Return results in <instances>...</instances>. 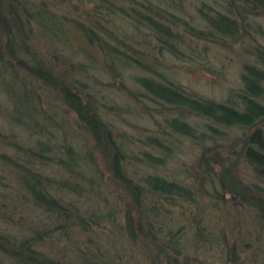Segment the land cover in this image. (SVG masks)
<instances>
[{"label":"trees","instance_id":"1","mask_svg":"<svg viewBox=\"0 0 264 264\" xmlns=\"http://www.w3.org/2000/svg\"><path fill=\"white\" fill-rule=\"evenodd\" d=\"M141 6L143 10L132 9V0H0V91L8 105L7 120L28 133L26 141L30 143L24 147L21 137L20 145L14 146L15 154L10 156L5 149L10 145L0 141L5 144H0V165L13 168L17 174L19 201L41 209L50 221L19 239L0 235V264H69L48 256L38 246L44 241L68 240L75 231L96 235L103 224L107 226L109 241L110 234L118 229L132 243V259L136 254L138 263L207 264L199 256H207L208 244L213 241L231 263H238L237 246L229 245L223 232L212 238L210 232L204 235V228L197 226L192 249L180 241L178 230L167 225V205L180 200L197 204L193 184L198 186V195L208 196L207 186L216 194L220 188V199L234 192L239 204L252 207L258 226L261 224L264 231V47L251 49L252 59L243 65L236 99L229 102L198 97L172 81L135 77L146 96L172 109L175 115L166 119L168 128L203 146L192 168L194 173L188 172L190 183L183 184L156 173H145L137 179L128 173L126 147L116 141L112 128L101 117L88 83L79 78L83 74L86 78L89 72L85 62L78 61L80 47L72 39L77 35L88 49L101 53L109 62L107 68L118 76L131 69L150 73L153 68L147 56H153L156 49L158 55L164 52L174 57L188 56L196 53L193 45L200 42L241 40L251 32L264 37L262 29L253 28L249 19L264 12V0H225L224 12L200 8V27L166 11L160 15L151 6ZM114 15L132 20L133 30L121 31L115 26L110 29ZM149 32L156 47H151ZM35 34L44 38L51 50L39 51L31 42ZM49 57L53 58V65L47 63ZM69 74L77 77L69 79ZM50 95L73 114L74 122L88 134L89 147L85 152L70 143L52 140V120L39 113L42 106H54L48 101ZM189 117L203 121L193 125L186 121ZM200 126L202 129H198ZM231 128L250 132L239 139V148L232 152L235 158L230 159L229 153L223 160L219 153L212 152V146L206 145L222 139L221 129ZM147 141L150 149L164 146L154 137ZM139 154L144 157L137 158L138 161L147 167L164 163L147 151ZM225 160L227 167L223 165ZM240 160L251 168L256 182L241 183L236 179L234 171ZM214 166L219 167V172ZM49 167L56 168L54 179L44 173ZM53 190L66 193L77 202H91L87 206L90 209L84 213L75 203L55 196ZM117 214L122 221L118 226ZM189 248L195 255L190 254ZM92 253L80 251L81 264H100L97 254L102 253ZM103 260L104 264L110 262Z\"/></svg>","mask_w":264,"mask_h":264},{"label":"rangeland","instance_id":"2","mask_svg":"<svg viewBox=\"0 0 264 264\" xmlns=\"http://www.w3.org/2000/svg\"><path fill=\"white\" fill-rule=\"evenodd\" d=\"M141 4L145 7L151 6L160 15H164L161 12L166 11L199 27L198 9L210 12L226 11L225 0H132V9L143 10ZM260 13V15L251 16L249 19L253 28L259 26L264 32V12ZM112 19L114 22L113 24L109 23L110 29H115L113 27L115 26L117 30L121 31L133 30L132 20L127 18L122 20L117 15H114ZM142 29L147 31V29ZM147 37L151 47H156L154 36L149 32ZM72 39L75 45L80 47L81 53H78V61L85 62L89 72V76L86 78L84 74L79 78H83L88 83L89 91L95 96L101 117L112 128L116 141L123 143L126 147L125 157L129 164L128 173L135 179L142 177L145 173H156L183 184L190 183L191 179L187 177L188 172L194 173L192 168L195 167V161L203 146L168 128L166 119L175 115L172 109L162 101L146 96L136 84L135 77L151 76L161 82L172 81L198 97L229 102L236 99V92L241 84L240 75L243 65L251 62L252 59L251 49L257 46L264 47V37L251 32L241 40L225 38L218 39L216 44L200 42L198 45H193L196 53L191 52L188 56L174 57L164 52L158 55L159 51L156 49L152 52L153 56H147L148 63L153 68L152 72L131 69L118 76L107 68L109 62L101 53L93 48L88 49L77 35H74ZM31 42L39 51L46 48L51 50L48 47L49 43L41 36L39 37V34H35ZM47 63L53 65V58H47ZM66 76L69 79L77 77L72 74ZM38 87L40 86L38 85ZM49 98L48 101H52L54 106L52 107V104L51 108L42 106L39 108V113L52 120V124H50L54 132L52 140L57 143H70L81 153L85 152L89 147L88 134L74 122L73 114L61 105L62 103L58 99L53 95H50ZM5 101L4 93L0 91V141L3 140L4 143L10 145L5 149L11 156L16 152L14 146L20 145L21 137L24 147L30 143L26 141L28 133L22 132L20 128L7 120L6 107L8 105ZM2 104L6 106L3 108ZM186 121L193 125H197V123L200 125L203 120L189 117ZM198 129H202V127L200 126ZM221 131L222 139H218L214 144H207L206 147L212 146V152L219 153L223 160L229 153H231L228 155L230 159L235 158L232 152L235 148H239L237 146L239 139L243 137L244 133L247 135L250 131L237 128L221 129ZM149 137L157 138L165 147L160 145L159 149H150L147 147L149 146L147 145ZM139 151H147L155 157L162 158L163 165L147 167L145 164H141L137 158L144 156L139 154ZM227 162L228 160H225L223 163L225 167H227ZM4 167L0 165V235L19 239L25 234L39 230L43 223L48 221V216L41 209L32 208L29 204L24 205L19 201L16 195L19 187L17 174H14L13 168ZM214 167H216V172H219V167ZM55 170V167H49L44 173L54 179L57 176ZM234 172L236 179H239L241 183L255 181L251 168L241 160L236 164ZM191 189L194 197L197 198V204L180 200L175 205L166 206V223L173 231H179L180 241L188 243L194 249L193 241L197 226L204 228V235L210 232L212 238L218 236L219 232H223L228 244L237 246L239 261L236 264H261L264 258V231L261 224L259 228V222L257 223L252 207L247 204H239V197L233 194L234 192H228L224 194L223 199H220V197L217 198V195L223 194L220 188H217L216 194L211 187L207 186L210 191L208 196H206L207 194L198 195V186L195 184ZM52 193L57 197H62L67 203H75L84 213L90 209L87 207L91 203L89 201L77 202L75 198L66 193H58L55 190ZM101 207L105 210V203H102ZM116 218V226H118L122 221L118 214ZM103 225L102 229H97L96 235H82L75 231L69 234L68 240H61L57 243L44 241L42 245L38 246L39 250L52 258L69 264H81L79 255L83 250L89 253L93 252V255L100 251L102 254H97L100 264H104L103 259H110L109 264H143V262L135 261L136 254L132 259V252L134 253L135 248L125 236L117 231L118 229L110 234L112 240L109 241L105 229L107 226ZM89 239H93L91 243H88ZM208 249L210 250L207 256H199V259L205 258L204 262L207 264H235L230 262V257L225 252L223 253L220 245L215 241L208 244ZM189 252L191 255H195L190 248ZM161 260L164 261V259Z\"/></svg>","mask_w":264,"mask_h":264}]
</instances>
